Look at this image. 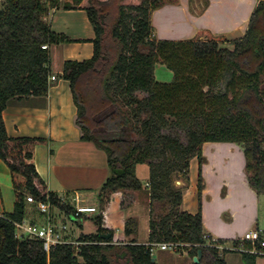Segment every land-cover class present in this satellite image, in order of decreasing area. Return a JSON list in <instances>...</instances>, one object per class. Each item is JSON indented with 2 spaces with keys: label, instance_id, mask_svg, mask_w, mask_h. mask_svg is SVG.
<instances>
[{
  "label": "trees",
  "instance_id": "16d2710c",
  "mask_svg": "<svg viewBox=\"0 0 264 264\" xmlns=\"http://www.w3.org/2000/svg\"><path fill=\"white\" fill-rule=\"evenodd\" d=\"M177 4L179 0L0 3V160L11 171L16 195L14 211L0 214V264H157L153 245L170 243L193 260L201 253L193 264H227L230 250L218 248L227 241L206 238L202 211L193 215L181 209L183 189L175 182L188 180L190 162L197 157L201 198L203 145L232 143L243 151L249 185L264 194V0L240 39L204 30L190 40L157 39L152 13ZM61 7L85 10L95 30L93 57L66 61L63 78L71 83L81 138L107 154L110 176L100 189V213L89 221L95 231L86 229L78 246L59 244L47 254L42 241L17 235L27 198L73 217L75 209L49 191L37 171L35 149L48 141L10 137L3 112L24 99L48 96L51 54L42 46L72 42L45 20L51 9ZM158 64L172 71L171 82L157 80ZM140 165L148 167V187L138 176ZM116 193L123 194V206L132 193L149 198L147 245L120 243L106 226L104 213ZM136 226V219H128L126 236L134 235ZM239 244L236 240L233 247ZM244 247L245 263L257 264L263 255L249 252L251 242Z\"/></svg>",
  "mask_w": 264,
  "mask_h": 264
},
{
  "label": "crops",
  "instance_id": "0c3cea01",
  "mask_svg": "<svg viewBox=\"0 0 264 264\" xmlns=\"http://www.w3.org/2000/svg\"><path fill=\"white\" fill-rule=\"evenodd\" d=\"M258 2L259 0H179L177 5H167L152 13L154 34L159 40L179 41L193 39L204 30L217 37L240 39L247 32ZM45 20L50 23L55 33L66 35L72 42L50 47L51 71L56 80L50 81L48 96L28 98L21 103L9 105L3 112L6 130L14 138L46 139V144H40L35 149V164L49 191L56 193L64 203L72 207L76 205V196L79 195L81 205L95 207L100 213V189L110 176L108 157L94 143L82 140L81 130L76 124L78 110L73 100L71 83L63 78L66 61L82 62L93 57L92 41L96 37L95 30L83 9L54 8L49 11ZM202 151L205 158L202 165V196L199 198L198 194L201 167L199 159L195 157L190 162L188 180L183 183L181 209L193 215L202 211L207 235L214 241H227L225 245H221L230 250L225 255L227 264H246L243 251L232 249L233 242L240 240L239 247H244L246 241L242 238L248 231L257 228L264 230L260 211L264 194L258 195L249 185L244 171L245 157L238 145L208 142L203 145ZM140 166L137 169L138 176L141 174ZM141 178L145 187H148V174ZM0 186V214L11 213L14 211L16 195L11 171L2 160ZM5 189L14 194L9 202L4 195ZM123 199L122 193L114 194L104 213L106 226L114 231L116 241L120 243L135 240L139 244L147 245L148 240L131 239L126 236L125 230H114L109 226L108 212L117 202L125 209L142 200L147 205L150 203L144 194H130L124 206ZM95 216L96 214H88L80 219H73L58 208L52 209L54 222L61 223L70 219L77 224L69 232L72 237L69 239V233L66 235L72 241H77L86 232L87 224ZM121 216H126L125 211L121 212ZM130 218L135 219L137 216L132 215ZM46 220L35 203H27L24 222L26 225H44ZM79 224H83V230ZM149 224L146 226L148 237ZM159 248V255L154 256L157 264L194 262L186 251L180 252L181 254L177 252L181 255L178 258L175 254H168L171 249ZM261 257L257 258V264L264 260ZM181 258L186 260L182 261Z\"/></svg>",
  "mask_w": 264,
  "mask_h": 264
},
{
  "label": "built area",
  "instance_id": "2783aa9c",
  "mask_svg": "<svg viewBox=\"0 0 264 264\" xmlns=\"http://www.w3.org/2000/svg\"><path fill=\"white\" fill-rule=\"evenodd\" d=\"M3 0H0V3H2ZM43 49L45 50H50V47L48 45L42 46ZM56 77L51 76L50 81H55ZM149 186V184H148ZM28 202L30 203H35L38 207V210L47 216V222L44 225H36V224H28L26 225L25 223L23 224H18L17 229H18V237L23 238V237H31V238H36L43 243V249L46 251L47 254H50L51 250L53 247L59 244H77L79 243L77 241H72L69 240L66 235H68L67 230L68 227L65 223H57L52 220V209L53 207L49 203L45 202H38L36 203L34 199L29 196L27 198ZM75 209V216H71L73 219H80L84 215L88 214H97L98 211L95 207L91 206H84L81 205L80 202V196H76V205L74 206ZM99 214V213H98ZM24 231V232H22ZM207 239L211 238L209 235L206 236ZM243 241L251 242L253 245V249L249 252L251 253H257L260 255L264 256V251L259 250L257 247L260 246L261 249L264 248V230L257 228L248 231L244 237L242 238ZM154 247H161L163 250L167 249H174L178 250L179 246L178 244L175 243H170V244H158V245H153ZM220 250H223V246H218ZM233 250H238V251H243L246 252L247 250L244 247H239V248H232Z\"/></svg>",
  "mask_w": 264,
  "mask_h": 264
},
{
  "label": "rangeland",
  "instance_id": "374dc122",
  "mask_svg": "<svg viewBox=\"0 0 264 264\" xmlns=\"http://www.w3.org/2000/svg\"><path fill=\"white\" fill-rule=\"evenodd\" d=\"M206 38H207L206 36H203L201 38V40L204 41V40H206ZM226 45L230 46L229 44H225V46ZM156 76H157L159 81H163V82H171L173 80L172 71H170L167 67H164L161 65L157 66ZM140 173L141 174L139 175V177H143L145 174H148L149 173L148 167L145 165L140 166ZM142 179L143 178H141V181H142ZM12 185H13V182H12ZM0 189H1V186H0ZM12 193L13 192H9L7 189H5L4 195L6 197V201L9 202V200H10L9 198L14 195V194L12 195ZM260 208H261V210H260L261 216L263 219L261 221V224L264 227V200L261 201ZM149 210H150V207L143 200L140 203H135V204L130 205L126 209L123 208L122 205H120L117 202L114 206L111 207V209L108 212L109 226L114 228V230H116L117 228H120V229H123V231H124V230H126V224H127L128 219H130V216L136 215L137 216V218H135L136 224H137L136 233L134 235L130 236V238L131 239H138L139 241L148 240V242H149V237L147 236V229H146V226L148 225V223H150V221H148V219H149V217H151ZM122 211L123 212L125 211L126 216H123V217L121 216ZM44 216L47 218L46 215H44ZM62 222L63 221H61V223ZM63 223H65L68 227L67 233L71 232L73 228L77 227V224L70 219H68L66 222H63ZM91 225H92L91 222H89V224L86 227L88 233L95 231L92 229L93 227ZM22 232H24V231H22ZM71 237H72V235L69 233L68 238L70 239ZM72 239L74 240L75 238H72ZM74 246H78V245L74 244ZM153 251H154V253H153L154 256H157L160 253V248L154 247ZM177 252L179 254H181L180 253L181 251L179 249L178 250L171 249L168 251V254L169 253H170V255L175 254L176 256H178V258H180L181 255H179ZM261 258H264V257H261ZM181 259H182V261L186 260L184 258H181ZM261 264H264V260L261 261Z\"/></svg>",
  "mask_w": 264,
  "mask_h": 264
},
{
  "label": "water",
  "instance_id": "95a60500",
  "mask_svg": "<svg viewBox=\"0 0 264 264\" xmlns=\"http://www.w3.org/2000/svg\"><path fill=\"white\" fill-rule=\"evenodd\" d=\"M176 183H177V184H176L177 188H181V189L183 188V183H184V181H183L182 179H179V180L177 179V180H176ZM200 257H201V253H199V255H198L197 257L194 258V260H193L194 263H198ZM153 261H155V258H153Z\"/></svg>",
  "mask_w": 264,
  "mask_h": 264
}]
</instances>
